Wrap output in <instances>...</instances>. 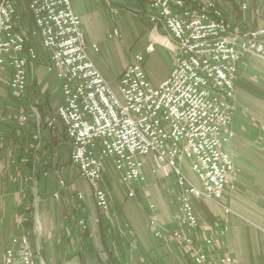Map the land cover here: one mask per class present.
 <instances>
[{"label": "crops", "instance_id": "1", "mask_svg": "<svg viewBox=\"0 0 264 264\" xmlns=\"http://www.w3.org/2000/svg\"><path fill=\"white\" fill-rule=\"evenodd\" d=\"M248 1L249 9L241 16L251 27L263 26L264 0ZM71 4L87 42L98 44L99 50L91 56L114 90L134 55L150 41L155 49L144 61L147 78L154 86L166 80L175 63L174 47L164 46L161 34L169 33L151 23L147 0H71ZM222 4L228 12L240 13L236 0ZM115 30L119 35L113 36ZM37 48L39 60L27 95L11 92L8 69H0V264L11 238L22 231L19 214L34 190L28 158L35 154L36 163L49 172L39 181V223L33 235L45 264H195L199 250L207 254L206 264H264V58L249 53L239 62L233 136L225 144L237 169L235 181L220 200L193 199L202 226L193 242L186 244L173 236L175 229L191 233L183 224L175 179L165 175L163 167L153 173L151 158L144 165L146 181L135 185L134 197L128 196L127 186L108 161L102 186L110 203L105 211L97 207L92 186L71 163L62 124L57 129L48 126L47 116L62 101V91L47 68L48 51L39 42ZM182 168L198 183L188 160L182 161ZM61 177L67 188L59 187ZM76 191L84 195L82 212L71 198ZM81 215L86 229L78 225ZM151 218L157 226L150 225ZM207 237L213 240L211 245L205 244Z\"/></svg>", "mask_w": 264, "mask_h": 264}, {"label": "built area", "instance_id": "2", "mask_svg": "<svg viewBox=\"0 0 264 264\" xmlns=\"http://www.w3.org/2000/svg\"><path fill=\"white\" fill-rule=\"evenodd\" d=\"M147 2L151 23L166 30L177 49L173 69L158 86L150 83L144 69L146 56L154 50L149 43L122 72L119 95L96 66L91 52L99 46L87 42L71 0H0V69L9 68L10 89L25 95L39 60V42L49 53L47 68L62 91L48 124L53 123L52 129L62 124L71 163L92 186L97 207L105 211L110 203L102 186L108 161L128 196L134 197L135 185L146 181L144 165L151 158L153 173L163 167L175 179L183 224L191 233L175 229L173 236L190 244L202 226L193 199L220 200L236 177L234 159L225 148L233 136L235 81L239 62L249 53L264 58V25L246 24L241 15L249 9L248 0H236V14L222 0ZM184 159L198 183L184 173ZM59 183L66 185L63 179ZM73 198L80 205L84 195L77 191ZM78 225L87 228L84 215ZM150 225L157 226V220L151 218ZM212 242L205 238L206 245ZM41 251L25 231L12 237L2 264H45ZM206 261L204 251L195 253V264Z\"/></svg>", "mask_w": 264, "mask_h": 264}, {"label": "rangeland", "instance_id": "3", "mask_svg": "<svg viewBox=\"0 0 264 264\" xmlns=\"http://www.w3.org/2000/svg\"><path fill=\"white\" fill-rule=\"evenodd\" d=\"M202 1V0H201ZM222 1H224V0H222ZM203 2H205V1H203ZM159 27H161V26H159ZM114 36V35H113ZM116 36V35H115ZM161 36H162V42H163V44H164V46H173L174 47V49H173V52H174V56H175V59H176V45H175V43H174V39H173V37L170 35V34H161ZM149 43H153L154 44V42H152V41H150ZM148 43V44H149ZM154 49H155V44H154ZM154 51V50H153ZM152 53V52H151ZM175 64V63H174ZM6 67V66H5ZM7 69H8V73H9V68L8 67H6ZM33 72V71H32ZM31 76H32V74H31ZM9 79H10V75H9ZM30 81H31V78H30ZM8 87H9V83H8ZM30 88V87H29ZM29 88H28V90H27V92L25 93L26 95L29 93ZM9 90L11 91V92H14V91H12L11 89H10V87H9ZM117 92L119 91V88L116 90ZM119 93V92H118ZM17 94V93H16ZM119 95H120V93H119ZM20 96V95H19ZM22 96H24V95H22ZM39 101H40V98L38 99ZM57 107H58V105H57ZM234 108V107H233ZM36 109V108H35ZM56 111V110H55ZM55 111L53 112V113H51V115L49 114L47 117V122L49 123V122H51V120H52V118L54 117V114H55ZM23 118H26V116H24ZM51 125H53V123L52 124H48V126L49 127H51ZM59 124L57 123V126H58ZM39 128H42V123H40L39 124ZM56 129H57V127H56ZM69 144V143H68ZM69 148H70V145H69ZM60 153V152H59ZM35 158H37L36 157V154L35 155H33V157H29L28 158V161H30L31 159H32V161H31V163L33 164V166H32V164H31V170H32V176L34 177V183H33V187H34V190H32V193H31V199H30V201H29V203H27V204H25V206H24V208L22 209V212L19 214V223L21 224V226H22V231L21 232H19V233H22V232H27V233H29V235H30V237H31V239H32V244H33V246H40V244H36L35 243V241H34V238H33V235H34V233L36 232V228H35V223L37 222V223H39L38 222V219L36 218V215H37V210H38V208H39V204H40V197H39V194H38V187H39V181H40V179H41V177H43V176H47V174L49 173L48 172V168H45L44 166H42V165H38V163H36V160H35ZM119 175V174H118ZM61 179H63L64 181H65V183H66V185L65 186H61L60 185V180ZM120 179H121V177H120ZM122 180V179H121ZM234 181H235V179L229 184V186H231L232 187V185H233V183H234ZM123 182V181H122ZM58 184H59V187L60 188H67V185H68V182H67V180L64 178V177H61V178H59V180H58ZM94 191V190H93ZM77 192V191H76ZM58 194V196H55V194ZM75 193V192H74ZM71 194V193H70ZM73 194V193H72ZM71 196V195H70ZM54 197L56 198V199H59L60 198V193L59 192H55L54 193ZM73 200H74V202H75V199L73 198V197H71ZM95 198V197H94ZM229 209V208H228ZM229 212V211H228ZM25 216V219H23V217ZM201 222V221H200ZM19 233H17V234H19ZM16 235V234H15ZM12 239V238H11ZM41 247V246H40ZM42 249V248H41ZM41 256H42V252H41ZM43 257V256H42Z\"/></svg>", "mask_w": 264, "mask_h": 264}]
</instances>
